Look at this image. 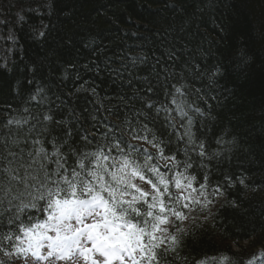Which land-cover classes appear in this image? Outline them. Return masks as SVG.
Returning <instances> with one entry per match:
<instances>
[{"label":"trees","instance_id":"obj_1","mask_svg":"<svg viewBox=\"0 0 264 264\" xmlns=\"http://www.w3.org/2000/svg\"><path fill=\"white\" fill-rule=\"evenodd\" d=\"M173 44L180 49L177 71L185 64L193 67L191 75L184 73L189 100L214 117L201 127L202 118L189 112L193 131L205 139L209 152L219 148L218 136L235 140L231 152L206 161L207 169L193 154L188 171L197 177L194 187L206 171L211 185L227 187L229 175L234 186L214 203L207 220L195 211V219L181 225L188 235L186 247L178 251L192 264H264V0H0V124L50 110L74 130V115L81 117L83 132L96 131L94 123L123 128L125 115L135 117L119 97H131L145 77L155 83L156 59ZM141 57L147 59L140 63ZM221 61L227 75L209 87L207 74ZM93 87L95 96L89 94ZM196 89H202L203 99H197ZM152 98L167 103L162 87ZM140 107L137 102L135 108ZM109 108L119 109V115ZM147 122L172 141L166 155L171 149L179 160L187 159L180 151L184 143L165 127L162 115L150 114ZM177 131L183 132L178 117ZM133 143L155 153L149 145ZM238 176L249 186L240 185ZM9 256L0 250V260L16 264ZM174 256L167 253L165 264H182Z\"/></svg>","mask_w":264,"mask_h":264},{"label":"snow or ice","instance_id":"obj_2","mask_svg":"<svg viewBox=\"0 0 264 264\" xmlns=\"http://www.w3.org/2000/svg\"><path fill=\"white\" fill-rule=\"evenodd\" d=\"M179 53L173 44L164 57H157L158 72L153 65L155 83L145 77L144 86L131 97H119L135 117L125 115L123 128L94 123L96 131L83 132L81 117L74 115V130L70 121L56 119L50 110L42 117H11L0 124V250L5 255L23 264H165V255L171 252L175 253L173 260L192 264L178 251L186 247L184 237L188 235L181 225L196 210L204 212L207 220L210 205L234 186L229 175L224 177L227 187L211 185L206 171L203 182L194 187L197 177L188 171L193 167V154L200 157L199 166L207 169L206 161L231 152L235 140L218 136L219 148L209 152L205 139L193 131L195 118L189 112L202 118L201 127L214 117L189 100L192 93L184 73L191 75L193 67L185 64L177 71ZM146 59L141 57L139 62ZM227 71L223 61L218 63L207 74L208 86H217ZM158 87L167 103L152 98ZM195 92L197 99H203L202 89ZM89 94L95 96L96 88ZM45 102L46 98L39 101ZM108 111L113 113L111 108ZM113 114L119 115V109ZM150 114L154 118L162 115L165 127L176 132V140L184 143L180 151L186 160H179L171 149L165 154L172 141L149 126ZM177 117L182 133L177 131ZM100 127L105 130L99 131ZM133 141L151 146L155 153ZM237 180L249 186L246 178L238 176ZM232 205L238 206L235 201ZM5 226L7 231H3ZM0 264L5 262L0 260Z\"/></svg>","mask_w":264,"mask_h":264},{"label":"rangeland","instance_id":"obj_3","mask_svg":"<svg viewBox=\"0 0 264 264\" xmlns=\"http://www.w3.org/2000/svg\"><path fill=\"white\" fill-rule=\"evenodd\" d=\"M137 183H140V182L137 181ZM145 187H147V186H145ZM197 208H198V206H197ZM214 208H215V205H214V204H213V205H210V210H211V211H212ZM186 211H187V210H186ZM196 211H197V214H199V213H203V212H201V211H199V210H196ZM194 212H195V211H193V212L190 213V219L184 221V223L191 221V219L193 218V215H192V214H193ZM171 229H172V228H170L169 230L171 231ZM9 257H10V259H12V261H15L16 264H23L22 260L15 259V258L12 257V256H9ZM42 264H43V262H42ZM67 264H72V262L69 261V262H67Z\"/></svg>","mask_w":264,"mask_h":264}]
</instances>
